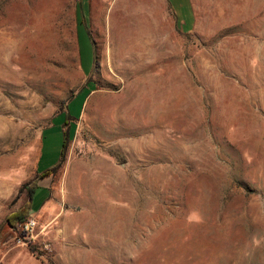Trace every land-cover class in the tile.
<instances>
[{
	"label": "rangeland",
	"instance_id": "obj_1",
	"mask_svg": "<svg viewBox=\"0 0 264 264\" xmlns=\"http://www.w3.org/2000/svg\"><path fill=\"white\" fill-rule=\"evenodd\" d=\"M140 3L0 0V264H264V0Z\"/></svg>",
	"mask_w": 264,
	"mask_h": 264
},
{
	"label": "crops",
	"instance_id": "obj_2",
	"mask_svg": "<svg viewBox=\"0 0 264 264\" xmlns=\"http://www.w3.org/2000/svg\"><path fill=\"white\" fill-rule=\"evenodd\" d=\"M91 1L92 0H89V2ZM140 2L141 12L146 13L145 15H142V17H164L176 19L178 22V26H180L185 32H189L193 27L195 19V10L192 0H140ZM160 3L163 5V7H160ZM160 11H163L164 14L154 13ZM186 19H189V25L187 26H185ZM44 200L42 201V203L44 202Z\"/></svg>",
	"mask_w": 264,
	"mask_h": 264
},
{
	"label": "trees",
	"instance_id": "obj_3",
	"mask_svg": "<svg viewBox=\"0 0 264 264\" xmlns=\"http://www.w3.org/2000/svg\"><path fill=\"white\" fill-rule=\"evenodd\" d=\"M84 89V88H82ZM67 109H68V105H67ZM69 116L70 113H68ZM65 124H69L68 122V119H67V116H66V120H65ZM68 137V136H67ZM66 135L64 136V142H63V146H62V153H61V157L63 155V149L66 145ZM61 157H60V160L58 161V163L54 166H52L51 168H49L48 170H46L44 173L41 174L42 177H46V176H49L52 174L53 170L60 164V161H61ZM37 183L38 181L34 184L33 188L31 189L30 193H31V203L28 205L29 209H33V195H34V191H35V188L37 187ZM26 212L27 211H24V212H17V213H14V214H11L8 219H7V225L11 226V227H15L17 222H22L25 218H26Z\"/></svg>",
	"mask_w": 264,
	"mask_h": 264
},
{
	"label": "built area",
	"instance_id": "obj_4",
	"mask_svg": "<svg viewBox=\"0 0 264 264\" xmlns=\"http://www.w3.org/2000/svg\"><path fill=\"white\" fill-rule=\"evenodd\" d=\"M30 225H32V223Z\"/></svg>",
	"mask_w": 264,
	"mask_h": 264
}]
</instances>
